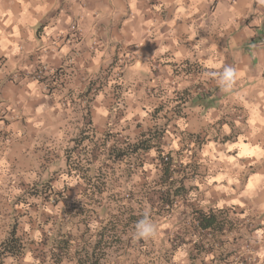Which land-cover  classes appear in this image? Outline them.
<instances>
[{"label":"crops","instance_id":"obj_1","mask_svg":"<svg viewBox=\"0 0 264 264\" xmlns=\"http://www.w3.org/2000/svg\"><path fill=\"white\" fill-rule=\"evenodd\" d=\"M263 25L261 0H0V242L27 238L0 264H50L66 199L88 189L68 156L126 165L133 191L172 156L181 209L240 222L194 227L178 262L264 264ZM224 66L237 71L227 92ZM140 135L145 148L120 155Z\"/></svg>","mask_w":264,"mask_h":264},{"label":"trees","instance_id":"obj_2","mask_svg":"<svg viewBox=\"0 0 264 264\" xmlns=\"http://www.w3.org/2000/svg\"><path fill=\"white\" fill-rule=\"evenodd\" d=\"M142 136L140 135L137 141L133 143L119 142L120 155H127L134 146L145 148L146 143ZM162 157V163L159 166L162 172L158 174L159 177L157 176L154 185L161 187L160 184L164 183L165 185L161 189L168 187L166 195L161 201L164 200L169 206H172L175 204L174 197L177 198L179 194H184L186 189L182 188L181 190L175 175L169 179L171 176L170 168L173 164L175 165L173 157ZM68 158V166H73L78 170L81 178L88 184V189L80 192L76 199H66V202L68 201L66 204L70 209V217L66 222L64 220L60 222V225H63V230L59 229L60 233L51 237L56 249L50 252V264H62L63 262L103 264L105 257L109 256L110 248L120 247L124 242V236L134 231L137 222L141 220L134 221V207L145 203L149 205L148 210L152 209L149 198L153 189H145L140 186L138 188L142 190V197L125 200L122 189L126 191L129 189L130 191L127 180L123 179L128 177L126 165L121 168L122 171L117 173L112 168L103 166L101 162L95 168V163L89 158H86L84 163L78 160V156L76 158L68 156ZM117 178H122V186L120 187L113 185L114 179L117 180ZM174 178H176V187L173 186ZM48 187H42L41 193H50L47 191ZM44 190L46 192H43ZM52 199L54 200V198ZM42 204L44 205V203ZM227 220L228 212L226 211L196 209L192 211L189 223L193 228L198 227L216 234L228 224ZM94 221H97L98 225L92 228L88 224ZM73 230H76V234H71V232L74 233ZM26 243L27 238L17 235L15 229L11 228L7 236L0 242V256L20 257L24 252Z\"/></svg>","mask_w":264,"mask_h":264},{"label":"rangeland","instance_id":"obj_3","mask_svg":"<svg viewBox=\"0 0 264 264\" xmlns=\"http://www.w3.org/2000/svg\"><path fill=\"white\" fill-rule=\"evenodd\" d=\"M173 186H177L176 178H174ZM167 188L161 189V187L154 185L149 198L152 209L148 210L149 205L145 203L134 207V221L143 219L144 214L147 213L149 220L155 225V235L148 240L142 239L136 242L133 239L135 230L127 233L120 247L110 248L109 256L105 257L103 264H188L182 261L178 262L180 258L179 253L181 254L180 249L184 244L183 238L187 237V242L192 245L193 226L190 225L189 221L192 217V211L196 210V207L193 203H187L185 205L188 207L186 206L187 210L185 211V209H181L184 205L178 202L176 197L173 199V201L175 200V204L172 206H169L164 200L161 201L166 195ZM122 193L125 200L142 197V190L139 188L137 191L122 189ZM227 221L229 228H238V223H240L239 218L231 217L229 214ZM184 224L187 226L186 228L182 227ZM184 228L185 230H183ZM190 245L187 247L191 250L188 251V256L192 257L193 246ZM62 264L69 263L63 262Z\"/></svg>","mask_w":264,"mask_h":264},{"label":"clouds","instance_id":"obj_4","mask_svg":"<svg viewBox=\"0 0 264 264\" xmlns=\"http://www.w3.org/2000/svg\"><path fill=\"white\" fill-rule=\"evenodd\" d=\"M264 3V0H261ZM219 67V66H217ZM216 79L217 86L222 91H230L237 79V71L235 68L230 66H224L222 71H217L213 73ZM156 228L153 223L148 218V214H144V218L139 220L135 226V233L133 239L136 242L140 240H148L155 235Z\"/></svg>","mask_w":264,"mask_h":264},{"label":"built area","instance_id":"obj_5","mask_svg":"<svg viewBox=\"0 0 264 264\" xmlns=\"http://www.w3.org/2000/svg\"><path fill=\"white\" fill-rule=\"evenodd\" d=\"M257 42L258 43H262V42H264V25H263V28H262V32H261V34L258 36V38H257Z\"/></svg>","mask_w":264,"mask_h":264}]
</instances>
